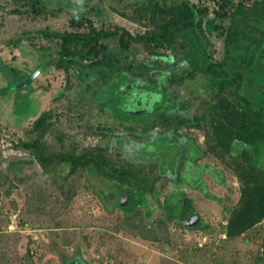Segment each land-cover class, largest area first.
I'll list each match as a JSON object with an SVG mask.
<instances>
[{
	"label": "rangeland",
	"instance_id": "1",
	"mask_svg": "<svg viewBox=\"0 0 264 264\" xmlns=\"http://www.w3.org/2000/svg\"><path fill=\"white\" fill-rule=\"evenodd\" d=\"M38 1L51 12L35 13L33 0L27 5L0 0V88L8 87L0 96V264H68L75 256L88 264H264V218L244 225L234 221L247 186L256 194L264 190V141L232 154L236 134L215 111L226 109L234 119L246 109L245 99L251 110L264 107V52L259 63L243 60L258 49L253 38L263 36L264 21L246 27L240 0H232L223 18L215 14L221 0H189L207 8L196 32L178 34L169 48H157V55L143 49L133 55L157 68L128 69L123 61L116 64L121 71L97 67L81 81L82 66L65 69L59 63L60 40L15 39L39 29L85 31L86 23L76 26L72 20L92 5L108 9L109 23L136 35L162 33L173 16L143 8L147 0ZM159 1L172 5L184 0ZM244 1L248 7L253 2ZM235 28L247 35L239 47L225 41L227 31ZM194 65L198 70L192 76L170 81L172 74L178 78ZM122 71L167 88L174 107H158L145 119L128 116H144L165 101L155 91L122 96L121 112L115 106L120 93L115 97L112 87ZM40 116L42 124L36 123ZM165 116L170 118L167 125ZM182 118L190 119L180 123ZM37 140L47 159L53 153L77 157L102 146L120 166L129 162L150 172L154 191L147 193L146 206L115 208L121 191L88 173L85 164L72 172L60 165V158L42 165L36 151L23 146ZM148 143L155 149H145ZM163 158H171L174 167L159 176ZM189 160L221 171L212 176L187 164ZM104 190L115 199L102 197ZM183 196L191 198L192 209L201 215L199 225L179 219Z\"/></svg>",
	"mask_w": 264,
	"mask_h": 264
},
{
	"label": "trees",
	"instance_id": "2",
	"mask_svg": "<svg viewBox=\"0 0 264 264\" xmlns=\"http://www.w3.org/2000/svg\"><path fill=\"white\" fill-rule=\"evenodd\" d=\"M16 1H23L25 3L23 5H27L31 2V0ZM33 1L35 2H32V7L30 9L35 11V13L39 14L47 12L49 14V12H51L48 7L39 5L38 0ZM230 3H233V1L221 0L219 7L215 9V14L218 17H225L227 15L226 7ZM245 3L246 2L244 0H240L238 7L239 10L245 14L243 24L246 27L252 22L256 24L255 22L264 21V1L262 2L260 0H253L252 4H250V7L245 6ZM142 7L145 9L153 8L173 16L165 23L162 33L151 32L145 35L133 34L128 28L124 26L116 23H109L107 21V19L110 18V15L107 11L108 9L104 8L102 5H92L83 13L80 19L76 20L74 18L72 20L73 24L76 26H81L83 23H86L87 29L85 31H57L39 29L34 32L27 31L22 35H19L15 41L21 42L24 39H33L40 36L60 40L61 50L57 56L59 63L65 69L69 68L71 64H78L82 66L84 70L79 71V79L81 81H86L92 74L95 73L97 67H103L107 69L115 68L121 71V68L116 67V64L123 61H125L128 69L147 71L157 68V66L148 65L143 60H136L133 58V55H136L141 49L145 50L149 55L159 54L156 51L157 48H169L174 42V39L180 33L187 31L193 33L196 32V30L201 27V19L208 15L207 8L199 7L196 3H193L189 0H184L180 3L172 5L161 4L159 0H147ZM254 26L251 25V28L253 29ZM258 29L261 28L259 27ZM262 34L263 36L261 38L252 36L255 37L253 40L256 41L259 46L255 52L250 54V57L243 58V60L248 62V64L259 63L262 59L261 56L264 52V30L262 31ZM243 36L247 35L243 34L239 28L229 29L227 31L225 41L229 46L233 45L239 47L240 44H238V42ZM232 58L237 59L236 55L232 56ZM47 63H44L40 66L41 68L35 70L36 72L27 76V80L21 81L19 79L20 83L18 88L27 84L28 81H30V79L39 72V70L43 69L47 65ZM197 70V65H194L192 69L185 70V75L179 76L178 78L172 74L170 81H175L176 79L183 80L186 77L192 76ZM214 72L217 73L216 71ZM112 88L113 92L115 93V97L117 96V93H120L118 95L119 97L117 96L115 99V106L118 109L122 107L123 104L122 101H120V99L122 100V96H132L135 93L133 97H142L147 94H153L156 91L160 92L166 97L165 101L155 104L154 108H152L144 116L126 114L135 119H145L150 117L155 112L156 108H171L173 103L167 100V96L169 94L167 88L160 85L150 84L139 77L131 76L125 71H122L118 74ZM7 90V86L0 88V96H3ZM245 100L248 104L246 109H244L237 116H234V119L230 118L229 111L226 109L221 110V108H218L215 110L223 118V125L231 127V129H233L236 134L235 140L230 147V150L234 155L244 153L251 145H259L264 141V107L259 106L254 110H251L252 107L248 102V99ZM165 117L166 118L164 121L167 125L169 124L170 118L169 116ZM189 119L190 118H182L180 123H186L189 121ZM236 119L240 120V123H238ZM36 123L42 124L41 116L36 120ZM154 127L155 124L152 128ZM152 130L154 131V129ZM23 146L25 148L35 150L38 161L44 166L47 164V162L54 158H60L61 166L64 164L68 166L69 170L67 172L74 171L77 164H85L87 166L88 173L102 177L104 180L109 182L110 185L121 191V194L130 190L129 204L122 205L120 198L119 202H113L115 208H120L122 210H133L136 207L146 206L147 193L154 191V188L150 184V172L146 171L144 168L135 167L129 162H122L123 165L120 166L118 161H114L108 156L107 150H105L102 146L89 149L77 157L69 154L53 153L51 158L49 157L48 159L43 155V144L39 140L32 143H23ZM151 146H153L155 149L154 145L151 143L146 144L145 149ZM148 152L149 151L145 150L144 154L147 157H151V154ZM158 153H160V151H158L157 154ZM171 160V158L165 160L163 158L162 163L158 166L160 171L159 176L169 175V173L173 171L174 166L172 165ZM189 161L187 164H191L194 168L201 170L203 168L206 173H209L212 176L215 175V172L221 171L215 170V167L208 163L194 164L191 160ZM182 175L184 174L182 173ZM156 179L157 177L155 176L153 182ZM261 189L262 190L256 194V192H254L255 190L253 191V188H249L247 186L245 190L243 206L234 214L235 223L237 222L239 225H244L246 221L264 218V190L263 187H261ZM204 192H206V190H204ZM102 197H105L107 201L115 199L114 193H110L106 190H104ZM174 197H176V194L172 196V198ZM185 197H181L183 205L179 212V219L183 221L185 225H199L202 217L197 210L192 209L193 206L191 198L186 197L187 200H185ZM191 213H193V219L190 217ZM74 259H78L82 264H88L79 256L70 258L68 264H71Z\"/></svg>",
	"mask_w": 264,
	"mask_h": 264
},
{
	"label": "water",
	"instance_id": "3",
	"mask_svg": "<svg viewBox=\"0 0 264 264\" xmlns=\"http://www.w3.org/2000/svg\"><path fill=\"white\" fill-rule=\"evenodd\" d=\"M129 193L130 190L126 191L123 193L122 197H121V204L122 205H128L129 204ZM185 200H187V198L185 197ZM71 264H82L78 259H74Z\"/></svg>",
	"mask_w": 264,
	"mask_h": 264
}]
</instances>
